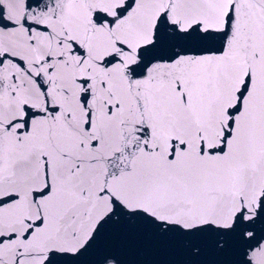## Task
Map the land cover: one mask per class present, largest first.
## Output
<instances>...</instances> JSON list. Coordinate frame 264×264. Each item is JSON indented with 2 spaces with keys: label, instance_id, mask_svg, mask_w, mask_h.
<instances>
[{
  "label": "snow or ice",
  "instance_id": "snow-or-ice-1",
  "mask_svg": "<svg viewBox=\"0 0 264 264\" xmlns=\"http://www.w3.org/2000/svg\"><path fill=\"white\" fill-rule=\"evenodd\" d=\"M0 264H264V0H0Z\"/></svg>",
  "mask_w": 264,
  "mask_h": 264
},
{
  "label": "water",
  "instance_id": "water-1",
  "mask_svg": "<svg viewBox=\"0 0 264 264\" xmlns=\"http://www.w3.org/2000/svg\"><path fill=\"white\" fill-rule=\"evenodd\" d=\"M146 259H150L151 257H145ZM133 260L137 259V257L135 255H133L132 257Z\"/></svg>",
  "mask_w": 264,
  "mask_h": 264
}]
</instances>
